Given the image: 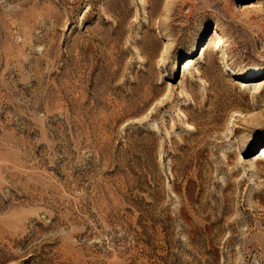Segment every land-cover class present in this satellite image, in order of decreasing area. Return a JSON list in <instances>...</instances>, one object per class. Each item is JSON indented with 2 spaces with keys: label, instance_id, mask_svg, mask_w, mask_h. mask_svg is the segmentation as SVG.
Listing matches in <instances>:
<instances>
[{
  "label": "rangeland",
  "instance_id": "obj_1",
  "mask_svg": "<svg viewBox=\"0 0 264 264\" xmlns=\"http://www.w3.org/2000/svg\"><path fill=\"white\" fill-rule=\"evenodd\" d=\"M262 147L264 0H0V264H264Z\"/></svg>",
  "mask_w": 264,
  "mask_h": 264
},
{
  "label": "bare ground",
  "instance_id": "obj_2",
  "mask_svg": "<svg viewBox=\"0 0 264 264\" xmlns=\"http://www.w3.org/2000/svg\"><path fill=\"white\" fill-rule=\"evenodd\" d=\"M165 17V16H164ZM167 17V16H166ZM168 20V19H167ZM167 22V21H166ZM214 37H216L217 38V40L219 39V33L218 32H215L214 34ZM216 38H215V40H216ZM213 39V38H212ZM215 43V42H214ZM213 45V44H212ZM182 63H183V65H182V70L183 69H186V68H189L190 67V65L192 64V62H191V59L190 58H187V59H185V60H183L182 61ZM240 77V76H239ZM259 151H260V155H262V156H264V147H262L261 149H259ZM259 154V153H258Z\"/></svg>",
  "mask_w": 264,
  "mask_h": 264
}]
</instances>
